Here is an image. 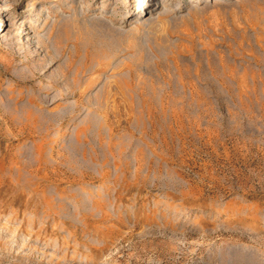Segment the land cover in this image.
<instances>
[{
	"label": "rangeland",
	"instance_id": "1",
	"mask_svg": "<svg viewBox=\"0 0 264 264\" xmlns=\"http://www.w3.org/2000/svg\"><path fill=\"white\" fill-rule=\"evenodd\" d=\"M0 264H264V0H0Z\"/></svg>",
	"mask_w": 264,
	"mask_h": 264
},
{
	"label": "bare ground",
	"instance_id": "2",
	"mask_svg": "<svg viewBox=\"0 0 264 264\" xmlns=\"http://www.w3.org/2000/svg\"><path fill=\"white\" fill-rule=\"evenodd\" d=\"M140 12L139 10L136 11V13Z\"/></svg>",
	"mask_w": 264,
	"mask_h": 264
}]
</instances>
